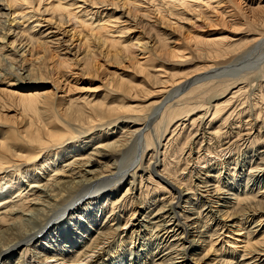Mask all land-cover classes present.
<instances>
[{"label":"bare ground","instance_id":"6f19581e","mask_svg":"<svg viewBox=\"0 0 264 264\" xmlns=\"http://www.w3.org/2000/svg\"><path fill=\"white\" fill-rule=\"evenodd\" d=\"M78 1L72 3L69 0L66 4L65 0H0V196L3 195L0 199V264H29V259L38 261L37 264H264V217L255 219L258 213L264 214V147L249 157L252 165H249L243 190L240 187L242 173L236 175L233 170L227 174V180L222 181L226 189L220 190L208 184L212 180L219 182V177L206 171L202 174L204 180L199 174L194 175L198 182L204 181L208 185L203 187V191L191 192L184 182L166 172L170 166L164 161L167 148L161 153L162 162L159 161L160 145L168 125L177 118L187 117L193 110L185 97L190 98L191 93L212 84L209 79L221 78V69L213 67V60L231 56L239 47L227 46L223 37L211 35V39H206L207 36L200 37L190 31L181 35L182 42L169 47L163 39L165 33L154 27L150 28L152 38L147 37L150 42L143 40L145 34L122 42L121 38L119 41L111 36L123 35L128 27L111 26L109 20L119 13L114 21L117 22L120 17L126 21L129 12L122 13L123 8L140 11L138 6L144 1L155 5L156 0H121V5L120 0H112L110 4L108 0H81L82 5L79 6ZM42 2L49 4L40 8ZM160 2L161 7L155 8L159 11V20L169 27L174 25L173 29L181 28L178 22L172 21V17L178 16L174 12L180 8L187 9L190 5L199 8V0ZM86 3L91 9L111 6L112 13H103L105 16L102 17L98 11L95 14L90 12L91 9H80L83 14L78 18V12L74 10ZM39 8L47 19L35 18L41 16L37 15ZM262 9L257 8L259 11ZM86 12L91 17L84 20L88 16ZM237 12L233 10L230 14L222 11L219 14L221 23L224 24L225 19L234 22ZM106 15L109 20H106ZM42 23L46 24V29L40 28ZM67 24L71 29L63 30ZM217 25L210 26L216 28ZM111 29L118 31L113 33ZM60 31L62 38H57ZM150 43L153 44L150 46ZM73 44L76 45L71 48ZM179 46L182 48L177 49ZM188 46L193 47L194 53L203 59L202 66L191 70L189 75L206 73L202 77H194L192 81L188 80L189 75L176 77L186 72V67L177 66L187 63L189 56L185 47ZM166 61L171 62L165 67ZM169 65L173 75L162 76ZM112 66V73L105 74L102 82L100 80L101 95H85L81 99L68 96L71 89L66 74L71 73L72 68L97 80L100 79V70ZM206 79L205 84L195 86ZM22 82L33 85H21ZM235 82L232 81L223 90L228 91ZM57 92L61 96H57ZM178 94V99L171 104ZM235 94L230 93L231 97ZM231 97L226 100L229 102ZM147 98L156 100L147 102ZM199 103L198 108L208 101ZM221 109L216 104L211 116L216 117ZM161 111L160 120L149 131ZM194 124L195 121L191 126ZM118 125L122 126L121 134H127L129 138L121 135L117 139L118 136H115L111 146L99 145L92 151L86 148L91 140L113 135L108 132ZM129 127L135 129L129 131ZM96 129L100 131L95 136L91 132ZM195 132L194 140L197 135L202 138L206 134L212 135L204 128ZM130 138L133 146L136 142L139 145L140 160L136 164L135 158L122 167L121 161L113 160L120 153H126ZM69 142L76 144L69 146L71 157L62 151ZM229 145L226 149L230 148ZM149 147L154 148L153 151ZM146 157L147 165L141 166ZM69 158L74 160L67 163ZM202 158L196 157L195 162ZM109 161L112 163L109 164ZM160 165L165 167L161 175L158 172ZM94 166H100V172L95 171ZM243 166L238 167L241 172ZM131 168L136 170L130 171ZM129 171L132 184L121 198L116 199L120 187L118 179L129 175ZM138 171L141 172L139 176L136 175ZM146 173V183H152L153 174L170 188L167 195L162 194L146 202H140V198L135 196V201L139 202L134 204L136 207L140 205L139 211H133L131 218H123V200L135 190V177L140 179L141 189L142 174ZM40 175H44L45 182L41 187L38 185L42 178ZM25 177L28 186L32 185L30 179L38 186L22 191L21 179ZM111 184L117 185L107 190ZM143 188L146 189L147 185ZM90 189L94 190L93 193L77 204L78 207L66 208L82 192ZM139 196L142 197V190ZM102 198L104 201L100 203ZM133 200H130L131 204ZM55 210L60 213L57 218ZM136 212L138 217L132 220ZM72 220L80 225H74L77 228L67 231L68 236L60 242L59 228ZM230 227L235 231L233 236H241L240 242L235 239L232 243L240 244L239 259L232 253L226 258L223 243L222 252L217 254L219 250H213L215 241L223 235L218 228ZM123 232L130 235L124 241L119 236ZM133 241L138 245L133 250L126 248L125 244L135 243ZM213 254L216 255L211 258Z\"/></svg>","mask_w":264,"mask_h":264},{"label":"rangeland","instance_id":"374dc122","mask_svg":"<svg viewBox=\"0 0 264 264\" xmlns=\"http://www.w3.org/2000/svg\"><path fill=\"white\" fill-rule=\"evenodd\" d=\"M50 1L51 0H49V2ZM71 1L72 3L73 1L76 2V0H71ZM108 1H109L108 4H110L112 0H108ZM156 1L154 3L156 6L153 5V3H150L149 1L148 2L144 1L140 7L138 6L141 12L129 9V7H127L126 9L123 8L122 13L125 12V14H127L129 12V16H128L129 19L128 20L126 19V21L125 19H123V17H120L117 22L114 21L116 17L120 16L119 13H117L114 18H111V20L107 19V15H110L112 13V10H110L111 6L109 7L100 6L98 9H96V7L95 9H91L90 5L86 3V4H83L82 6L84 8L79 7V9L74 10V12L75 13L78 12L77 13L78 18L81 14H83L82 12H80V9H84L87 11L91 9L90 12L95 13V14L98 11V13H102L101 14L102 17L105 16L103 13H107L106 20H109L112 22L111 26L115 24V26L117 27H120V26L125 27V28L128 27L127 28L128 30H126L127 32L124 31L125 33L123 35L112 34L111 36V37L117 38L119 41L121 38L122 42H126L125 40H127V38L129 37L136 38L137 35L142 36L144 34L146 38L144 37L143 40L145 42L146 41L150 42V40H147L148 39L147 37L149 36V39L150 37L152 38L153 32L150 30V28L154 27V29L158 28L161 32L165 33L163 36L164 37L163 39L167 41L169 47H172L173 45L177 44V42L179 43L182 42L183 40L181 39L182 38L181 35L182 34L185 35V33L186 32L188 33L189 31L193 32L194 35H197L200 37L207 36L206 39H211L212 38L211 35H214L215 38L223 37L222 39H225L227 41L225 43L227 46L236 45L237 46L236 48L239 47L235 52L232 53L231 56L224 57V58L219 57L218 59L213 60V63H214V64L212 63L213 67L215 69H221L220 77H221V74L223 75L221 78H219L218 76L216 80L209 79L210 82L212 80L211 82L212 84L205 85V87H203L202 89L195 91L196 93L195 92L193 94L191 93V95H189L190 98L188 96L185 97V100L189 101L188 102L189 107H193V110L190 111L187 117L182 116V118L181 117L177 118L175 119V121L169 124L171 126L168 125L167 131H165V134L162 137L163 139L160 145L161 150L159 154V161L160 163L162 162L163 154L161 153H163L164 150L167 148V151H166L167 153H166V157L164 161L170 163V166L167 168L166 172L168 173V175H171V176L173 175V177L175 175V177L178 178L177 180L179 182L181 183L184 182L183 184H185V187L187 189H190L191 192H199L198 191L199 189L203 191V187L208 184H210L211 186H215L216 188H219L220 190L226 189L224 185L222 184V181L223 179L227 180V177H226L227 174H231L233 170L236 171L235 173L236 175H239V173H242L240 187L243 190L245 188L246 178L248 177L246 174H247L249 165H252V162H250L249 157L252 156L256 150L262 151V148L264 147V9L260 11L257 10L258 7L264 8V0H199V8L195 7V5H190L191 7H188L187 9H183V8L178 9L179 8L178 7L177 8L178 11L173 13L174 15H178V16L172 17V21L178 22V24L181 26V28H176V29H173L175 28L174 25L172 27H169L168 25L161 23V21L159 20V13H158L159 11L156 10L158 7H161V2L159 3L160 0H156ZM49 2H46L44 4L42 2V4L40 5V8L41 6L44 7L46 4H49ZM65 3L66 4L69 3V0H65ZM206 4H208L209 6L206 7ZM79 5H82L81 0L78 1V6ZM120 5H121V0H120ZM40 8H39L40 11L37 13V15L40 14L41 16L39 17L37 16L38 18L37 17L35 18L39 19L43 17L47 19V16L42 15L41 13L42 9ZM233 10L238 11L236 13L237 17L234 20V22L231 23L230 20L225 19L223 21L224 24L221 23L222 22L221 15L219 14L222 11L230 12L231 14L233 13ZM179 12H182V13H179ZM86 13L88 14V16L84 17V20L90 19L91 17L89 16L90 14L88 12ZM34 19H32V21ZM187 19H190V20L187 21ZM208 19L211 21L209 22ZM216 23H218V25L215 26L216 28H213V26H210ZM40 26H41L40 27L41 29H46L45 23H42ZM63 28H64L63 30L71 29L69 28L68 24L67 26L64 25ZM110 31L113 33L114 32L117 33L118 30L114 31V29H111ZM54 32H57V31H54ZM57 35H58L57 38H62L61 31L60 33H57ZM151 44L153 43H150V46ZM212 44H217V43H210L209 45H212ZM74 45L76 44H73L71 48H73ZM181 48L182 47L179 46L177 49H181ZM185 49H186L185 52L189 56L187 58L188 61L187 63L178 65L177 67H182V66L186 67L185 69L186 72L182 73L181 75H177L176 77H182V76L184 77L185 75H189V72L191 70H197L203 64L202 62L203 59L194 53L193 47L188 46V47H185ZM26 57L28 58V56ZM169 62L166 61L164 63V66L166 67ZM170 64L172 66V63ZM170 69L171 67L169 65V67L165 69V71L167 72L165 74H162V76L173 75V71L172 69L171 70ZM76 70H77L76 68H72L71 73L66 74L68 78L67 82L71 89L68 96L70 98L81 99L85 95L86 96L101 95L100 93H102L103 89L102 90L99 89V86L101 85L100 80L102 82V79L104 78L105 74L112 73V71L114 70V66H112L111 68L106 67L105 70H100L99 71L100 79H97V76H96L97 80L93 78H88L85 75H81ZM204 71H205V68H204ZM63 73H66V72L63 71ZM195 74L194 76L193 74L189 75L188 80L192 81L194 77L195 78L202 77L206 73L205 74L195 73ZM224 74H227V75L224 76ZM206 81H208V79H206L205 81H201L195 86L199 84H203V83L205 84ZM232 81L234 82L236 81L237 84L235 82V85L233 84L230 85V89L228 91L223 90L226 86L229 87L228 84H231ZM21 85H33V84H27V83L24 84V82H22ZM232 87L235 89H232ZM241 87L242 89L237 92V90L240 89ZM209 89L210 90L212 89V90L210 91ZM229 92L236 93V94L234 96L232 95L231 97ZM57 96H61V94L58 93ZM178 97H179V94L178 96L174 97L171 100V104L175 103V100L178 99ZM230 97L231 99L228 102L226 99ZM154 100H156V98H147L146 101L153 102ZM199 101L202 103L203 102L205 103L208 101V103H205L204 106L198 108L197 104H200ZM139 102L140 101H138V103ZM216 104L219 105V107H222V109L217 115H215L216 117H213L211 115L214 111L213 108ZM206 111H209V112H206ZM159 114L160 115H158L155 122H153L152 126H150L149 131L153 127L154 123L160 120L162 111L159 112ZM202 115H205V117H203ZM199 119H201L202 121L200 122ZM184 120H187V121L184 122ZM193 121H195V124L191 126V123ZM121 127H122L121 125L115 126L114 130H111L108 132V134H113V135H108L105 138L100 137L98 140L89 141L86 148L88 147L87 149L90 148L91 150V149H96L97 147H99V145L100 146H104V145L111 146V144L113 145L114 141L116 140V137L118 136L117 137L118 139L119 137H121V135H126L127 138H129V135L124 134V133L121 134L122 132ZM200 128H204V130H206L208 133L212 135L206 134V136H204L203 138L197 135L198 138L194 140L193 136H195V133H196L195 131L197 129L199 130ZM134 129H135L134 127H129V131H133ZM98 131L100 130L96 129L92 131L91 134H94L96 136ZM258 131H260L259 134H257ZM153 134L154 133H152V135ZM88 136L89 135H86V137ZM247 137H251V138L249 140H246L248 139ZM83 141H86V140H83ZM74 143L69 142L68 144H66L67 146L65 145L66 147L62 149V151L64 152L66 151L65 155L69 154L68 157L72 156L71 150L69 151L70 149L69 146L76 145ZM165 144H166V147H165ZM228 145L230 146V148L226 149ZM154 146H155V143H154ZM80 147H84V145H81ZM127 148L129 150V151L127 150L128 152L126 151L125 153L124 151L120 153L121 155L119 154L113 160V161L116 160V162L121 161L122 167L127 166V164L133 161L135 158H137L136 164L140 160L139 158H140L141 151L139 149V145L137 144V142L133 146L132 138H130ZM149 148L151 151H153L154 149L151 147ZM90 150L89 152L92 151ZM189 153H190V157H189ZM198 156L200 158L202 157L203 158L197 161L198 162L197 163L195 161H196V157ZM53 159H55V157ZM147 159H148L147 157L145 158V160L143 159V161L141 162L142 164L141 166L144 165L145 167L147 165L146 164ZM73 160L74 158H69V160L67 159L66 161L68 163L69 161H73ZM56 163H58V159ZM110 163H112V161H109V164ZM243 164L244 166L242 167V172H241L238 169V167H240ZM94 167H95V171L100 172V166L99 167L94 166ZM133 169L131 168L130 171L136 170V168L134 170ZM163 169L165 171V167L161 165L158 167V172L160 173V175H161V172H163ZM211 169H214V170H211ZM243 171H245V173H243ZM205 172L206 173L209 172V174L212 173L214 174V176H218L219 182H216V180L209 181L208 184H204L205 183L204 181H203L204 183L198 182L195 178L196 173L197 175L199 174L198 176H200V178L203 177L201 180H204V176L202 174ZM35 173H38V172H35ZM167 173L165 175H167ZM128 174L129 175H125L124 177L118 179L119 182L117 184L120 185V187L116 192V199L121 198L125 190L130 187V184H132V180H130V177H129L131 172ZM243 174L245 176H243ZM136 175L138 176L141 175V172L138 171ZM147 176H148L147 173L142 174L143 183H142L141 189H140V184H139L140 179L138 177H135L134 179L135 184L133 183L134 184L133 189L135 188V190L130 196H128L127 198L123 200L124 208L122 209L123 214L121 215L123 218L124 217L131 218V214L133 213V211H137V212L139 211L138 208L140 205L136 207L137 205L134 204V203H137L138 201V200L135 201V198H136L135 196H137L138 199L140 198V202H144V201L146 202L147 200H151L154 197H157V196L161 197L162 194L167 195L166 193L170 189L168 186H166L163 182H160L159 179H157L156 176L153 174L151 175L152 183L151 184L148 182L146 183ZM40 178L41 180L38 182L39 184L34 183L32 179H30L29 181L32 183L31 186L39 185L41 187V185L45 183L43 180L44 175H40ZM209 178L207 180H209ZM21 182L23 186L22 191L23 190L27 191L30 189L31 186H28L29 183L26 180V177L21 179ZM117 184H113V185L111 184L112 186L109 185V187H107V190H110L111 188L114 187V185H117ZM144 185L145 186L147 185L146 189L143 188ZM156 186H159V189H156ZM93 189L95 190V188ZM93 189L88 190V192H86V190L82 192V194L78 196L77 200L71 203L70 206L66 208L71 209L74 207H78L77 204H81L82 202L85 201V199H88L90 193H93L94 191ZM140 190H142V197L139 196ZM0 192H2V190ZM131 196L134 197V200L132 199ZM2 198H3V195L0 196V199ZM130 200L131 201L133 200L132 204ZM103 201H104V198L100 199V203ZM61 208H63V206ZM213 209L214 211L217 210L215 206L213 207ZM66 211L67 210H65L64 212L66 213ZM137 212L134 215L132 220H135V218L138 217ZM56 213H58V211ZM59 216H60V213H58V215H56L55 218ZM260 217H264V214L258 213V215L255 216V219H259ZM61 219H63V217ZM235 221L236 220H233V222ZM69 223L66 222L63 226H61V228H59L60 232L59 231L58 232L60 235L58 234L59 235L58 240H60V242L65 240L66 237L68 236L66 233L67 231L71 232V230L77 228L74 225H77V226L80 225L79 222L76 223V220H72ZM226 223L230 224L229 222H226ZM52 224H54V222ZM249 224L250 223H248L246 227ZM213 229H215V226L213 227ZM229 229L230 231H227ZM124 231L127 232L130 230H124ZM126 232L120 233L119 235L120 237H122L123 241L126 240L130 236ZM218 232L219 233L221 232L223 235H221L218 238V240L215 241L216 244H214L215 246L213 250H219L217 253L219 254V252L221 251V246H222L221 244L223 243L222 250H223V253L225 254V257L229 258L230 257L229 253H232V254H235L236 257L239 259L240 254H237V253H239L240 248H238V246L240 244L239 243L232 244V243L235 242L234 241L235 239H239L238 242H240L241 236L237 238L233 236V234H235L233 232L235 231H233L231 227L227 229L218 228ZM33 241L34 239L30 242V244ZM227 244L230 245V247H234V248H230ZM125 245H127L126 248L128 247L129 249L133 250V248H135L138 244L137 242H135L130 245L129 244H125ZM52 249L55 250V247H52ZM214 255L216 254H213L211 258H213ZM29 260H30L28 261L29 264H37L38 262V261L34 262V259H29ZM235 261L236 260H233V262ZM86 263L87 262H82L81 264H86ZM47 264H59V263H47Z\"/></svg>","mask_w":264,"mask_h":264}]
</instances>
